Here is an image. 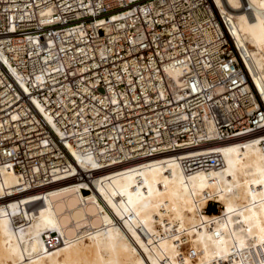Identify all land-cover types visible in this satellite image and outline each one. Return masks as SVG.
<instances>
[{"label":"built area","instance_id":"2783aa9c","mask_svg":"<svg viewBox=\"0 0 264 264\" xmlns=\"http://www.w3.org/2000/svg\"><path fill=\"white\" fill-rule=\"evenodd\" d=\"M233 19L216 0H0V172L24 191L93 177L74 150L101 167L232 138L264 152L260 74ZM180 159L188 175L225 165L216 147Z\"/></svg>","mask_w":264,"mask_h":264},{"label":"bare ground","instance_id":"6f19581e","mask_svg":"<svg viewBox=\"0 0 264 264\" xmlns=\"http://www.w3.org/2000/svg\"><path fill=\"white\" fill-rule=\"evenodd\" d=\"M216 1L234 16L264 94V0H248L250 8L245 0ZM260 139L207 141L108 167L74 150L82 167L98 168L93 177L60 175L24 191L17 190L18 174L4 167L0 264H264V257L251 258L255 250L264 254ZM214 147L224 154L223 167L183 170L188 151ZM6 187L11 195L1 198ZM209 197L222 203L220 212L204 211Z\"/></svg>","mask_w":264,"mask_h":264},{"label":"rangeland","instance_id":"374dc122","mask_svg":"<svg viewBox=\"0 0 264 264\" xmlns=\"http://www.w3.org/2000/svg\"><path fill=\"white\" fill-rule=\"evenodd\" d=\"M213 210L215 211V212H213V213H218V212H217L218 210H216L215 208H213L212 205H210V209H209V211H213ZM208 213H209V212H208ZM213 213H210V214H213ZM161 228H162V226H161L160 224H157V225H156V229H157V230H162ZM183 245H184V248H185V249H188L189 245H188L187 243H185V244H183Z\"/></svg>","mask_w":264,"mask_h":264}]
</instances>
